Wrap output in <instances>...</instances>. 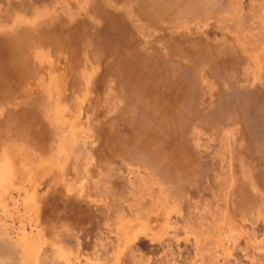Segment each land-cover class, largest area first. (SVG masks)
I'll return each mask as SVG.
<instances>
[{
    "label": "rangeland",
    "instance_id": "obj_1",
    "mask_svg": "<svg viewBox=\"0 0 264 264\" xmlns=\"http://www.w3.org/2000/svg\"><path fill=\"white\" fill-rule=\"evenodd\" d=\"M0 264H264V0H0Z\"/></svg>",
    "mask_w": 264,
    "mask_h": 264
}]
</instances>
